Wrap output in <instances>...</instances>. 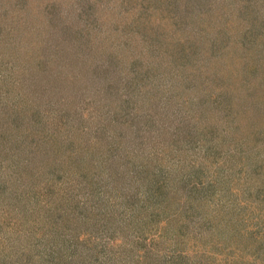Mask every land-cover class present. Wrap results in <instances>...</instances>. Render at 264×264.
Returning a JSON list of instances; mask_svg holds the SVG:
<instances>
[{"label":"rangeland","instance_id":"rangeland-1","mask_svg":"<svg viewBox=\"0 0 264 264\" xmlns=\"http://www.w3.org/2000/svg\"><path fill=\"white\" fill-rule=\"evenodd\" d=\"M68 1L0 0V34L4 36L0 39V106L9 105L14 116L30 115L13 128L7 125L5 113L0 117V264H169L159 261V254L147 251L146 231L132 225L133 217L142 224L145 213L136 216L138 210L133 212L134 207H125L114 196L122 177L118 163L99 166V174L93 178H100L92 180L93 189L83 187L68 199L64 192H69L73 181L61 171L63 178L50 177L53 169L46 158L55 155L45 133L59 124L55 116L59 110L63 116L76 112V118L81 119L80 126L74 121L67 123L69 141L79 145L70 155L85 154L93 147L91 143L106 133L110 144H105L109 147L104 154H113L112 160L121 163L119 148L129 147L133 153L147 142L146 159L136 155L132 164L147 167L138 173L151 188L163 181L161 170L172 165L167 164L168 157H183L189 144L195 150L205 148L210 153L198 161L199 170L210 175L201 177L202 184L215 176L220 192L217 195L214 189L199 194L212 197L206 202L199 200L201 212L224 200L242 201L253 209L258 201L256 189H264V0H250L256 8L239 15L230 12L231 6L219 7L214 0H187L178 7L177 2L158 0H112L110 5H105L107 0H97L98 6L92 10L101 14V20L81 21L87 20L100 34V45L118 59V64L113 62L116 67H108V55L101 60L95 56L98 43L91 36L85 35L83 43L63 38L64 47L59 49L54 44L55 32H45L49 3L60 5L58 9L65 10V19L73 26L79 15L75 12L76 17L72 8L81 9L78 1L84 4L83 9L92 2ZM208 3L212 7L208 8ZM167 5L173 15L182 11L183 17H192L183 18V22L160 18L159 12L168 9ZM141 6L148 11L141 12ZM110 10L114 17L106 15ZM210 17L216 19L207 20ZM149 23L160 25L159 33L152 29L158 38L174 35L178 45L172 41V47H165L169 46L166 43L164 48L154 46L157 42L148 33L140 42L138 35ZM12 28L14 33L9 30ZM11 38L17 45L7 41ZM40 44L47 49H41ZM72 46L75 53L65 55L64 50ZM190 51L188 60L184 54ZM130 64L139 70L135 79ZM109 73V79L113 74L118 78V83H113L115 89L108 81ZM78 133L80 140L74 138ZM94 151L103 155L102 150ZM220 154L223 156L218 159ZM213 157L218 161L210 164ZM185 160L190 162L188 157ZM89 165L90 159L83 156L70 160L67 167L80 171ZM231 177L251 186V195L240 193V185L231 193ZM104 181L107 184L100 187ZM74 185L79 191L81 185ZM166 205L164 211L170 214L173 205L170 201ZM80 212L92 213L83 227L68 220ZM221 235L223 239L227 234ZM142 257H146L144 263ZM234 264L240 261L234 260Z\"/></svg>","mask_w":264,"mask_h":264},{"label":"trees","instance_id":"trees-1","mask_svg":"<svg viewBox=\"0 0 264 264\" xmlns=\"http://www.w3.org/2000/svg\"><path fill=\"white\" fill-rule=\"evenodd\" d=\"M158 1L177 2V7H178L179 3H183V2L186 3L187 0H165V1L158 0ZM214 1H216V4L219 5V7H221V4H223L224 8H226V6L228 5L231 6L230 12L237 13L238 15L244 12L248 13V9L256 8L257 6V5L252 6L250 0L248 6L245 4L247 0H231V1L228 0V2L225 0H214ZM69 2L70 0L68 1V3ZM78 2L80 3L79 7L81 9L80 10L77 9L78 12L75 11L74 8H72L71 10L73 13L76 12L79 15L77 17L76 13L74 14L77 17V20L75 21L76 23H74L73 26H70V24L67 23L68 21L65 19L66 16L65 10L58 9L59 7H61L60 5L55 3H49V6H51L49 8V17L51 16V20L48 19L49 17L48 18L45 17L46 18L45 20H47L46 22L47 25L43 24L44 26H46L45 32H47V34H53L52 31L55 32L56 38L54 44L56 46L58 45L59 49L64 47L63 38H73L74 43L76 42L83 43L85 35L91 36V39L93 41H96V44L98 43L97 48L99 49V53L98 54L96 53L95 56L96 55L100 56L97 57L99 58V60H101L103 59L104 55H108L106 58L107 61H109L107 62L108 67L111 66L116 67V64L113 62L117 63L118 59L116 57L110 56L108 54L107 49L105 47L103 48V46L100 45L101 43L99 41L102 39L99 37L100 34L97 33L95 29L87 25L88 23L86 22L87 20L85 21L83 19V23L81 21L82 18L88 20L94 19L97 21L101 20L100 17L101 14H98V12L92 10L95 5L98 6L97 0H92L89 6L86 7L85 9H83L82 7L84 4L80 1ZM111 3H113L112 0H107L105 5L106 4L110 5ZM208 6H209L208 8L212 7L209 3ZM183 8H185V6ZM145 10L148 11L147 8L145 9L143 6L140 7L141 12H144ZM119 12H121V10ZM175 12L176 11H173V13ZM181 12L178 13L177 15H173L171 7L168 6V9L160 11L159 15L161 14L160 18L167 17L171 19V21L173 22L174 21L183 22V18L192 17L191 15L183 17V13ZM106 15L109 17H114L115 12L114 10H110L107 12ZM200 15H201L200 13H197V16ZM215 19H216L215 17L207 18V20L209 21H214ZM227 20L228 18H226L225 21ZM172 25L174 24L169 23L168 26H172ZM149 26L145 24L141 29L143 34L138 35L141 38L140 42L145 40L142 38H145L146 34L148 33L149 35L151 34V36H153L154 40L157 42L155 43L154 46L159 45L161 48H164L163 47L165 46L164 43H166L169 46H165V47H170L172 41H174L178 45L177 38L174 35L169 36L167 38L160 36L161 39L156 36L161 31V29H158L160 25L149 23ZM214 27H218V25L216 24L214 25ZM173 28L174 27H172V30L169 28L171 32L173 31ZM152 29L154 30L158 29V33H155ZM9 30L11 31V33L15 32L14 28ZM3 37L4 36L0 34V39ZM97 37L98 39L100 38L98 41H97ZM107 37H109L108 34ZM7 41H9V43L11 44L17 45V43H15V41H13L12 38L8 39ZM42 46L43 45L40 44L39 47L43 50L47 49L46 48L47 45L46 47H42ZM80 49H81L80 54H82V52L84 53V50L82 49L81 46ZM68 50L65 49L64 51L67 52H63V53H65V55H68L70 51L71 53H75L76 47L72 46L68 48ZM184 55L188 57V60H190L191 51L189 55L186 54ZM79 58H82V56H80ZM100 64L103 63L101 62ZM130 66H132L133 71L135 73V75H133V79H135V77H137L139 74V70L135 69L132 64H130ZM180 69H181L180 67H177V70ZM110 74L111 73L108 74V81L110 82V86L114 87L115 89L113 83H118V78L115 74H113V76L109 79ZM125 76L128 77L127 75ZM133 82L136 83V80ZM8 107L9 105L0 106V115H1L0 117L3 116L1 113H5V115L7 116V118L5 119L8 120L7 125L9 127L12 126L13 128L15 126H21L22 125L21 123L23 121L25 122L24 117L30 116L26 113H24L23 118H21V115L19 113H17L14 116L15 112H11V111L9 112ZM58 112L60 111L56 110L55 116L59 124L62 123V125L55 124V126L51 129V131L45 133L47 134V137L49 136V143L47 142L48 148L53 150L55 156H49V157L46 156L47 157L46 159L49 158L50 168L53 169V170H49L50 177L54 175L56 179L63 178L61 177L62 174L59 172L61 171L68 180L71 179L73 181V183H70L69 192L67 193L64 192V196H66L67 198L69 197L68 199H71V196H76L77 194H79L80 189L83 187H88L93 189L92 180L97 182V179L100 178V177H96V179L93 178L95 177L96 172L97 174H99L98 173L100 169L99 166L103 164L107 165L111 162L109 166L112 167L113 163L116 162L118 163L117 168L122 171V172L120 171V175H122V177L121 180H117L119 182H118V186H116L115 188L114 196L119 197L120 202L124 203L125 207L127 206H129L130 208L134 207L133 212L138 210L139 212L138 214H136V216L140 215V213L142 214L145 213V220H143L142 224H140V222L137 221L135 217H133L131 218L132 225L136 227L138 230L144 229L146 231L144 239H145V245L146 243H148L147 251L150 250V252L154 254L155 253L159 254V259H160L159 261L161 260L163 262L168 261L170 262L169 264H234V260H235L236 263L240 261V264H264V189L261 188L256 189L258 201H257V205L253 207V209L250 208V206H252L250 204H249L250 206H244L242 204L243 203L242 201L233 202L231 200V202H228L224 200L225 202L223 201L219 203L216 202L215 205H213L212 210L209 211L207 209H203V212H201V208L199 206L201 202H199V200H205L206 202L207 199L209 201L211 200L212 197H198L199 194L203 193L204 195L205 192L211 193L216 190L218 191L217 195H219L220 192V187L216 184L215 176H212V180L208 178L207 183H205V185L202 184L201 177L202 176L207 177L210 175V173L207 170L201 172V170L199 169L202 168V166L198 161H200L201 158L204 157L206 154L210 153L208 150H206L205 148H196L195 150L194 147H192L189 144L185 146L186 152L184 149V154L187 153L188 156L186 155L184 157L183 154V157L180 156L168 157L167 164H172V165L166 168L164 167L161 170L163 181L160 182L159 186L157 187L153 186L151 188L147 185L149 183L145 181V178L142 177L140 173H138L139 171H145L147 167L142 165V163L132 164L134 161L132 159L136 155L143 159H146L145 158L146 155L144 151L147 152V149L150 147V145L147 144V142L144 143L143 147L138 146L139 148L135 150V152L137 153L135 152L131 153L129 147L119 148L117 152L123 158L122 160H120L121 163H119L117 160H112V158H114L113 154H109V155L104 154V152H106L108 150L107 148L109 147V146L106 147L105 144L106 143H108V145L110 144V141L107 140L106 133H103V137L100 135L99 140H95L94 142H92L91 144H93V147L90 149L89 146L87 149L88 152H86L85 154L82 152H77L76 154L70 155L72 151L78 149L79 145L76 141L74 143H71L69 141L70 139L67 137L68 134L66 132L67 128L69 129L67 123L70 121L71 122L74 121L76 122L75 124L76 126H80L81 119H79L80 116L76 118V116L74 115V114L77 115L76 112H73V114H66L65 116L62 115V112H60L62 116H60V113L58 115L57 114ZM11 118H14V120ZM78 135H80V133L74 135V138L76 137L77 140H80L81 137L80 136L78 137ZM43 138L45 137L43 136ZM58 142H60L62 145L60 146ZM96 148L99 149L100 151L102 150L101 151L103 152L102 156H100L101 155L100 152L97 153L96 151H94L96 150ZM183 148L184 147H182V149ZM36 151L37 150L35 149V152ZM60 152L61 154H59ZM83 156L90 159L91 166L89 165L87 166V168L82 169L80 171H76L73 170L74 168L67 167V164L69 163L70 160H75L77 159V157H83ZM222 156L223 155L221 154L217 155V158L219 159V157ZM187 157L190 159V162L188 163L185 160ZM136 158L137 157H135L134 159ZM217 158L213 157L210 164H213L214 162L218 161ZM159 159L162 160L163 158L161 157ZM229 159L232 158L229 157ZM173 163H175V166ZM185 165H188L189 169L185 170ZM179 166L181 170L178 169ZM240 169H236V170L240 171ZM127 171L130 172V175H128L129 177L126 176ZM187 178L189 181L187 180ZM231 181L234 184L233 186L228 187V190L231 193H234L236 187L238 188V186L240 185V193L246 192V195L248 196L251 195V186H249L247 183L234 177H231ZM74 182L76 184L79 183L81 185L78 188L79 191L75 190ZM106 184L107 183L104 181L100 184V187H105L104 185ZM96 186L97 185L94 186L95 189H97ZM161 186H163L167 190L162 191ZM73 189L75 190L76 193L73 192ZM163 196L167 197V200H165ZM171 199H173L174 202H171ZM168 201H170V204L173 205L172 207L173 210L170 214H166V212L164 211L165 207H167L166 202ZM88 213L89 214L82 215L80 212L76 216L69 217L68 220H70L71 223L77 221L79 222L77 226L83 227L85 225V222L88 221V216L92 215L91 212ZM210 233H212V235H209ZM221 233L222 234L226 233L227 235L223 236L222 239L219 237L222 236ZM207 235H209V237ZM244 241H246L247 244H244L243 243ZM141 242L142 241L139 242L140 245ZM251 245H253L252 250L250 249ZM137 248L138 247H136V251L138 252L139 249L137 250ZM144 254L146 253L144 252ZM142 255L143 252L139 253V256ZM145 258L146 257L141 258L143 263Z\"/></svg>","mask_w":264,"mask_h":264}]
</instances>
